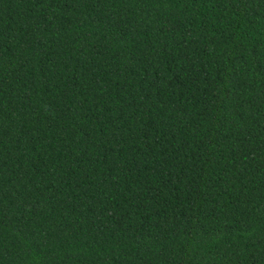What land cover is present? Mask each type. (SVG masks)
<instances>
[{"label":"trees","instance_id":"obj_1","mask_svg":"<svg viewBox=\"0 0 264 264\" xmlns=\"http://www.w3.org/2000/svg\"><path fill=\"white\" fill-rule=\"evenodd\" d=\"M0 264H264V0H0Z\"/></svg>","mask_w":264,"mask_h":264}]
</instances>
